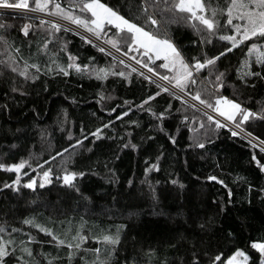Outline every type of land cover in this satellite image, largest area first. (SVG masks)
Wrapping results in <instances>:
<instances>
[{"label": "snow or ice", "instance_id": "1", "mask_svg": "<svg viewBox=\"0 0 264 264\" xmlns=\"http://www.w3.org/2000/svg\"><path fill=\"white\" fill-rule=\"evenodd\" d=\"M20 10L17 14L26 22L22 23L19 31L22 36L29 39V56L21 54L20 45L10 41L6 35L11 27L0 22V77L8 76L3 80L5 90L2 96L5 100L0 104V116L10 114L9 100L15 101L13 94L25 96L26 84H35L41 81V77L63 76L69 77L73 73L78 76L94 77L98 81H106L110 76L123 78L131 83L133 73L143 78L148 84H155L159 91L153 92L142 99L138 104L124 100L126 110H121L116 116L117 120L127 117L133 110L146 111L155 118L156 124L149 128H159L165 131L164 121L179 114L180 124L193 134L192 142L186 147L204 150L207 144H213L219 139L222 130H226L232 138H242L253 149L251 161L254 162L261 173H264V163L257 158L256 149L264 153V139L248 131V126L253 122H264V102L254 101L249 95L243 98L240 88L254 89L258 81H264V0H224L213 6L211 0H120L111 5L102 0H0V15L2 10ZM38 21V23H36ZM176 31L186 29L192 33L186 43H180L173 34ZM37 32L42 33L36 44V51L31 52V37ZM73 33L79 37L83 44L90 45L99 53L110 60L105 65H98L96 58L87 57V63L81 61L80 56L69 50L71 43L59 33ZM42 41V42H41ZM214 41L223 42L221 51L209 55L206 50L215 47ZM51 45V47H50ZM198 49L195 55L186 54V49ZM245 48L238 65L234 68L220 67V61L234 49ZM161 61L160 63H156ZM134 62V63H133ZM135 64V66H134ZM18 78L23 83L18 85ZM42 91L48 92L47 79L42 81ZM228 89L232 90V96L225 95ZM161 93H166L171 100L161 111H155L149 105ZM55 95V93H53ZM99 101L112 99L111 94H105L103 90L97 92ZM172 100L180 102L181 107L174 108ZM18 103V101H15ZM75 103V98H72ZM147 106V107H146ZM36 117L39 113L32 109ZM116 112L115 107L108 109ZM95 115V113H93ZM57 129L67 131L71 140L73 132L67 125L69 113L67 109H61L57 120L54 122ZM131 125L139 122L134 119L128 121ZM17 126H0V170L13 173L14 179L0 183V192L9 190L17 195L21 188L35 190L37 187L45 188L53 184L55 179L60 185L81 195L83 199H89L81 191V182L94 172L91 162L83 168L77 165V147L87 152H92L96 141L105 136V129L112 125V120L102 122L94 130H86L81 124L80 135L74 143L68 147L48 153L47 159H41L40 154L28 151L26 157H19L16 162H4V158H11L13 150H18L21 145L27 144L30 133L34 130L36 141L43 149L45 142L52 143V132L48 126L31 124L20 126L23 121L16 120ZM179 128H177V131ZM86 133V134H85ZM172 144H176V136L165 133ZM130 137L131 133L126 131ZM92 138L90 144L85 147V141ZM151 140L154 137H143L142 140ZM7 141H11L8 143ZM123 149L138 150L140 147L132 143L129 138L123 142ZM69 149L72 150L69 153ZM160 152L153 157H145V180L142 183L148 185L153 201L159 200L155 186L147 179L151 172L161 171ZM60 158L57 161V158ZM203 158V157H202ZM36 160L33 167V160ZM115 159H119L118 156ZM185 164L187 161L185 160ZM110 174L107 179L115 183L118 181L116 172L108 165H104ZM216 167H220L219 164ZM39 169L40 171H36ZM29 171L34 174L28 177ZM22 177H28L24 180ZM198 179V178H197ZM205 181L218 182L226 190L227 200L213 198V203L218 209L217 215L193 218L195 228L191 232V239L187 235L180 234L179 238L170 243V247L177 248L179 244L187 241L193 251L187 258L180 257L178 264H264V231L251 239L245 248L236 247L234 243L227 252L217 251L210 254V249L205 244V237H211L216 228H223L220 217L228 214L230 206H234L232 188L224 179L216 175H206ZM235 181H243L247 184V190H253V184L247 182L245 177L236 176ZM234 181V182H235ZM128 185L133 184L131 178ZM156 181L155 184H160ZM171 184H179L180 189L186 186L172 179ZM258 194L264 197V187L258 189ZM190 195V193H189ZM182 198L184 193H181ZM115 199V198H113ZM251 204V200H247ZM24 225L39 229L46 236L51 237L47 241L55 245L56 255L45 252L41 248L34 255L32 244H41L31 233H25L26 240H17L13 233H19L22 229L8 228L0 224V264H41L36 256L43 258L46 264H72L79 256L84 264H115L114 257L118 255L117 246L121 243V230L127 225H119L112 234L85 235L82 227H77L75 234L70 235L67 230L64 238L54 232L52 228L35 223L34 218L24 219ZM245 224L244 220L240 221ZM7 235V239L5 238ZM226 239L230 242L236 238L230 229L226 230ZM95 241L97 246L87 249L85 243ZM61 249H65L63 255ZM17 251L21 253L16 256ZM91 252L94 259L86 261L81 253ZM154 248L147 252L151 262ZM25 256L29 259L25 260ZM253 257H256L255 259ZM122 264H139V257L125 258ZM156 264H161L157 261ZM162 264H168L167 261ZM172 264H177L173 261Z\"/></svg>", "mask_w": 264, "mask_h": 264}, {"label": "trees", "instance_id": "2", "mask_svg": "<svg viewBox=\"0 0 264 264\" xmlns=\"http://www.w3.org/2000/svg\"><path fill=\"white\" fill-rule=\"evenodd\" d=\"M102 2L115 5L120 0H102ZM136 2L137 0H133V4ZM211 2L213 6L217 2L223 5L224 0H211ZM0 22L11 26L6 35L10 41L20 45L21 54L27 58L30 54L28 47L30 41L19 31V27L26 21L16 13L3 12V15H0ZM173 34L180 43H186L192 36V33L186 29L176 31L173 28ZM41 35L42 33L37 32L31 37V52L36 51L35 42ZM58 35L64 36L71 42L69 50L78 54L82 62L87 63L89 56L95 57L98 65L109 62V57L99 53L90 45L83 44L73 33L61 32ZM222 44L223 42L214 41L215 47L206 50L209 55L215 54L216 51L223 50ZM197 51L198 49L188 48L186 54L195 55ZM245 51V48L234 49L231 54L222 58L219 62L220 67L234 68ZM7 76L8 73L5 72L4 77H0V104L5 102L2 92L5 90L3 80ZM44 79H47L48 92L41 90ZM22 83L23 79L18 78V85ZM100 90L106 95L111 94L112 99L99 101L97 92ZM24 91L28 93L25 96L13 94L18 103L13 100L8 101L10 114L0 116V126L7 124L15 127L17 126L15 121L18 119L23 121L20 126L31 124L48 126L53 136L52 143L49 145L45 142L41 149L37 142L33 147V141L37 139L33 130L28 143L21 145L18 150H13L12 157L4 158V162H16L19 157H26L29 150L40 154L41 159H47L48 153L54 154L55 151L68 147L69 143H74L75 138L80 135L81 124L86 130H94L102 122L107 123L108 120H112V125L104 130L108 138L96 141L92 152L84 151L80 147L76 149L79 154L76 156L77 165L83 168L91 162L94 172L99 173V175H89L81 182V191L89 199H83L80 194L66 189L55 179L53 184L45 188L37 187L34 191L22 187L19 195L9 190L0 192V224L5 225L9 231L11 228L22 229L19 233H13L18 241L26 240L25 233H31L38 241L43 242L42 245H31L34 255L41 248L52 255L57 253L55 245L47 243L51 237L35 227L22 223L28 217L34 218V221L43 220L44 223L57 228V234L61 238H64L65 232L69 229H71L70 235L75 234L77 227H82L85 235H101L112 234L117 226L127 225V228L122 229L120 233L121 243L117 246L118 255L114 257L115 264H122L125 258L135 257H139V264H156L157 261L161 264L164 261L168 264L176 261L178 264L180 257L187 258L194 249L187 241L179 244L177 248L170 247V243L175 242L180 234L187 235L191 239V232L195 228L193 218H206L218 214L213 198L227 200L223 186L218 182L205 181L206 175H216L224 179L232 188L234 201V206L229 207L228 214L220 217L224 227L215 229L210 244L209 237H205V244L210 249V254L214 255L217 251L227 252L232 243L247 250L248 242L264 231V197L258 194V189L264 187V173H261L258 166L251 161L253 149L245 140L232 138L226 130H222L219 139L213 144H207L204 150L196 148L189 150L186 146L192 142L193 134L180 124L179 114H174L172 118L164 121L163 132L159 128H149L150 124H156V120L146 111L134 109L127 117L116 119L120 111L127 108L123 104L124 100L138 104L147 95L159 91L155 84H148L136 73L132 74L131 83L112 76L101 82L94 77H81L73 73L69 77L42 76L41 81L26 84ZM239 91L245 99L249 95L253 97L249 106L255 107L254 101L264 102V81H258L254 89L240 88ZM224 94L231 97L233 93L228 89ZM72 98H75V103L72 102ZM169 100L171 97L161 93L154 101L149 102V105L158 112L167 106ZM172 104L174 108L181 107L177 100H172ZM113 107L117 109L116 112L108 111ZM33 108L40 114L39 117L35 116ZM61 109H67L69 113L71 123L67 127L74 134L71 140L68 138V132L58 130L54 123ZM130 119L137 120L138 126L129 124ZM126 131L131 133L130 137L126 135ZM248 131L264 139V122L251 123ZM165 133L175 135L176 144H172ZM148 136L154 139L142 140L143 137ZM129 138L132 143L140 146L138 150L121 147ZM91 140L92 138L89 137V140L85 141V147ZM0 150L8 151L7 148ZM255 151L257 158L264 163V153H260L258 149ZM71 152L72 150L69 149V153ZM160 152L164 153L161 158V171L151 172L147 177L159 195V200L153 201L148 185L142 183L145 180L144 168L147 166L145 157L154 158ZM116 156L119 159H115ZM59 159L58 157L57 161ZM32 163L35 167L36 160L34 159ZM105 164L115 170L117 182L112 183L107 179L110 174L105 169ZM217 164L220 165L219 168L216 167ZM33 174L29 171L28 177ZM237 175L245 177L247 182L253 184L251 192L247 190L245 182L235 181ZM28 177L22 179L26 180ZM129 178L133 180L132 185L127 183ZM11 179H14L13 173L0 170V183ZM172 179L184 184L186 189H180L179 184H171ZM156 181L161 183L157 185ZM181 193H184L183 198ZM247 200H251V204L247 203ZM241 220H244L245 224H241ZM228 229L236 238L232 242L226 239ZM5 238L7 239L6 234ZM97 246L103 248L102 244L98 245L95 241L89 240L84 247L92 249ZM150 247L155 249L151 262L147 256ZM64 251L65 249H61L60 254L63 255ZM20 255L21 253L17 251L16 256ZM81 255L85 256L86 261L94 259L90 251ZM28 259L25 256V260ZM36 259L40 260L41 264H46L43 258L36 256ZM72 264H84V262L77 256Z\"/></svg>", "mask_w": 264, "mask_h": 264}, {"label": "rangeland", "instance_id": "3", "mask_svg": "<svg viewBox=\"0 0 264 264\" xmlns=\"http://www.w3.org/2000/svg\"><path fill=\"white\" fill-rule=\"evenodd\" d=\"M161 61H157L156 63L158 64V63H160ZM134 63V62H133ZM134 66H135V64H134ZM27 219H32L31 217H28ZM35 223H39V224H41L42 226H45V227H48V228H52L54 231H56V233H57V228H55V227H53V226H50V225H48V224H46V223H44L43 222V220H41V221H35Z\"/></svg>", "mask_w": 264, "mask_h": 264}, {"label": "built area", "instance_id": "4", "mask_svg": "<svg viewBox=\"0 0 264 264\" xmlns=\"http://www.w3.org/2000/svg\"><path fill=\"white\" fill-rule=\"evenodd\" d=\"M3 12H12V13H18L20 10H16V9H6V10H2Z\"/></svg>", "mask_w": 264, "mask_h": 264}]
</instances>
